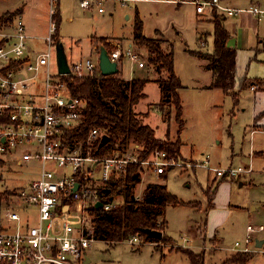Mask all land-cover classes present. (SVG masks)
<instances>
[{"label":"rangeland","instance_id":"374dc122","mask_svg":"<svg viewBox=\"0 0 264 264\" xmlns=\"http://www.w3.org/2000/svg\"><path fill=\"white\" fill-rule=\"evenodd\" d=\"M236 1L246 4L245 6L263 2H232ZM21 7H25L24 20L30 37L34 39L31 42L33 49L45 50L44 38L49 35L51 20L48 0H0V18ZM190 7L184 6L179 10L176 4L170 2L117 0L108 3L106 13L99 14L81 9L77 0L61 1L58 34L70 63L80 58H92L96 62L97 55L92 52L95 38L130 37L134 32L137 11L144 22L145 36L154 37L155 30L160 29L172 39L173 47H169L161 36L154 37L164 49L168 47L169 51L174 52L175 71L185 85L180 90L185 120V128L180 134L175 107L166 106L161 113L156 107L160 86L154 80L147 82V98L135 106L136 113L145 123L154 128L159 127V135L164 127L168 133V138L165 137L164 140L169 139L167 141L175 143L180 137L181 142L185 143L183 147L182 142V147L187 159L181 155L183 167L169 168L166 174L165 184L169 191L184 202L168 206L165 214L171 224L170 229L165 228V231L172 241L158 246L150 242L134 246L127 240L114 244L97 240L88 249L90 264H184L185 259L178 250H187L181 247L186 242L185 239L190 241L189 244L195 251L201 252L204 249L206 264H232L229 262L231 259H235L237 254H243L240 250L245 247L248 225H264V116L256 119L264 112V64L260 62L264 59V54L258 58L259 54L239 53L238 79L234 90L236 97L220 89L203 88L211 82V70L205 68L209 61L199 56V52L191 54L187 49H203L204 52L211 53L214 49L213 27L210 22L198 24ZM206 30L212 32V35L209 36L207 45L202 46L199 36ZM135 47L148 59L144 46L135 42ZM57 64L55 46L51 66L55 73L58 71ZM148 67L149 72L138 68L136 73L131 74V65L127 62L123 64L121 75L126 78L167 76L165 72L158 75L155 68ZM42 79L43 75L40 74L34 83L21 84L16 90L24 92L30 87L33 89L41 84ZM252 86L256 88L253 89ZM142 112H149V118ZM162 113L167 124L165 126L161 120ZM21 151L22 149L18 150L5 164L0 162V191L20 188L39 174L40 163H20ZM204 156L210 159L211 167L252 166L253 171L236 178L222 179L211 169L192 166L203 162L200 160ZM191 159L196 162L189 161ZM47 167L58 174L63 170L53 162L48 163ZM143 177L134 190V194H141L142 197L145 190L142 192L141 185L147 183L148 175ZM23 207L20 211L22 229L29 225L30 232L34 233L39 225L38 211L35 207ZM213 209L218 212V219L215 221L212 215L208 216ZM196 221L202 236L198 235ZM188 231L195 233L196 239ZM215 237L223 239L222 246ZM256 237L264 238V232L256 234ZM237 242L241 243V247L231 253ZM250 248L255 250V244H250ZM248 254L256 255L247 264H264L263 251ZM220 259L222 260L219 261Z\"/></svg>","mask_w":264,"mask_h":264},{"label":"built area","instance_id":"2783aa9c","mask_svg":"<svg viewBox=\"0 0 264 264\" xmlns=\"http://www.w3.org/2000/svg\"><path fill=\"white\" fill-rule=\"evenodd\" d=\"M62 0H48L50 6L49 35L44 38L46 49L32 50L31 37L22 16L17 15L10 23H0V161H7L22 149L21 162L40 163L39 175L28 184L13 189L8 200L0 201V264H89L88 249L96 241L91 210L98 201L103 202L101 210L110 211L119 200L104 202L100 189L112 180L121 179L130 165L142 166L143 176H160L172 167H183L181 161L166 151L156 150L147 159H141L143 146L133 143L123 156L91 157L81 153L79 148L71 149L63 144L67 130L78 127L83 121L84 103L71 95L65 81L66 76H95L100 72L99 64L92 58L69 64L68 74L51 70L58 30L56 16ZM81 9L104 14L107 5L117 0H77ZM176 3H191L197 13L218 16H236L248 12L259 17L264 10L257 6L238 9L220 0H174ZM109 56L117 62H128L133 69H146L145 55L126 47L122 41L109 45ZM43 75L42 93H32L31 87L24 92L16 87L34 83ZM253 89L256 87L253 86ZM100 130L91 131L87 144L91 147L99 138ZM53 162L63 169L59 174L47 167ZM194 167L211 169L221 178H236L252 173V167H211L206 158ZM84 171L86 182L77 179ZM79 188L74 191L75 184ZM140 184V183H139ZM138 184V185H139ZM137 185V186H138ZM137 200L142 195L135 194ZM35 207L38 211V229L30 232L29 225L22 229L21 209ZM264 232V225H248L243 253L263 251L264 243L257 246ZM140 246L143 240L134 236L127 240ZM255 244V250L250 244ZM241 247L237 242L234 249Z\"/></svg>","mask_w":264,"mask_h":264},{"label":"trees","instance_id":"16d2710c","mask_svg":"<svg viewBox=\"0 0 264 264\" xmlns=\"http://www.w3.org/2000/svg\"><path fill=\"white\" fill-rule=\"evenodd\" d=\"M17 15L18 12L7 13L0 18V23L8 24ZM55 19L58 30L54 38L58 43L61 42L58 34L61 22L60 8ZM213 24L214 49L212 53L199 52L197 54L208 59L207 67L213 71L214 78L209 88L220 89L224 93L236 97L234 90L238 79L237 51L227 45L230 33L225 28L220 16L216 15ZM134 39L139 46H144L147 49L148 65L155 68V71L160 75L163 72L167 74L166 77L158 78L161 89L159 106L162 111L166 106L175 107L178 134H180L185 128L180 97V90L184 87L175 71L174 52L164 49L155 38L144 35L143 21L140 17L136 22ZM102 44L109 49V44L105 39H102ZM63 80L71 95L81 99L84 103L83 121L78 127L65 131L63 139L65 146H69L71 149L79 148L85 156L101 158L123 156L133 143H138L143 146L141 159H147L154 151L162 150L181 161L182 142L180 137L175 143L167 141L169 139L158 138L156 130L145 124L142 117L135 111V106L146 98L144 90L148 82L147 79L125 80L119 74L104 76L99 72L95 76H66ZM261 116H264V112L256 119L258 120ZM94 129L100 130V136L89 147L87 139ZM104 135H107L110 141L101 146ZM0 162L4 163L2 160ZM141 173L142 166L130 165L127 173L121 179L112 180L100 189L99 194L104 202L119 200V204L110 211L97 208L91 210V214L95 216L93 225L96 241L102 240L114 244L134 236H140L143 242L172 241L166 234L164 217L168 206H177L184 202L171 194L164 183L148 184L142 199L137 200L134 190L141 183ZM76 176L81 182H86L84 171ZM12 193L13 191L9 190L0 191V201L8 200ZM149 229L162 231L164 235L161 239L153 238L147 233ZM184 252L188 256L189 264H206L205 252L197 253L190 249ZM252 258L253 256L248 253L237 254L236 258L229 262L247 264Z\"/></svg>","mask_w":264,"mask_h":264},{"label":"crops","instance_id":"0c3cea01","mask_svg":"<svg viewBox=\"0 0 264 264\" xmlns=\"http://www.w3.org/2000/svg\"><path fill=\"white\" fill-rule=\"evenodd\" d=\"M141 2L143 1V2H170V3H173V4H176L177 5V8H179V10H182V8L184 7V6H191L190 8H191V12H192V15H193V17L195 18V20H196V22L198 23V24H205V23H207V22H210L211 24H212V27H213V29L212 30H214V24H213V20L214 19H212L211 17H209L208 16V14H199V13H197V10H196V7H195V5H193V4H191V3H176V2H173L174 0H140ZM222 3H224V4H226V5H228V6H231V7H234V8H238V9H248V8H250V7H252V6H257V7H259L260 9H262V10H264V0H263V2H258V3H251V4H249V5H247V6H245L246 4H242V3H239L238 1H236V3H233L232 1L233 0H220ZM61 4V3H60ZM59 8H60V5H59ZM186 9V8H185ZM12 12H18V15H20V16H22L23 17V19H24V12H25V7H21V8H18V9H16V10H14V11H12ZM130 17H131V15H130ZM138 17H140V19L142 20V18H141V16H140V13H138L137 11H136V14H135V24H134V30H135V26H136V22H137V20H138ZM221 17V20L224 22V26H225V28L227 29V31L230 33V38H229V40H228V42H227V45L230 47V48H233V49H235L236 51H237V70H238V56H239V53L240 52H246V53H248L249 55L250 54H259V56H257L258 58L262 55V54H264V16H262V17H259V16H257V15H253V14H251V13H248V12H244V13H240V14H238V15H236V16H232V17H229V16H220ZM25 21V20H24ZM143 21V20H142ZM143 28H144V22H143ZM178 33H179V31H177ZM154 35L156 36V37H158V36H161L163 39H164V43H165V45H168L169 47H173V45H172V39H170L163 31H161L160 29H156L155 30V33H154ZM210 35H212V32H210L209 30H206L205 32H203V33H201L200 34V36H199V40H200V45H202V46H206L207 45V43H208V38H209V36ZM154 36V37H155ZM148 37V36H147ZM153 37V38H154ZM102 39H105V41L110 45V43H112L113 41H117V40H120V41H122V43L127 47H133V48H135L136 49V47H135V39H134V32L132 33V35H130V37H128V38H113V37H101V38H95L94 40H93V49H92V52H95L96 53V57H97V59H96V63H98L99 64V55H100V47L103 45L102 44ZM34 39H32L31 38V41H33ZM125 42V43H124ZM126 42L128 43V45H126ZM32 50H35V49H33V47H32ZM108 50V49H107ZM166 50L167 51H169L168 50V47L166 48ZM35 51H37V50H35ZM187 51H189L191 54H196V52H202V53H210V52H204L203 51V49H195V50H193V49H187ZM212 53V52H211ZM145 55V54H144ZM174 57H175V54H174ZM202 57V56H201ZM88 59V58H87ZM203 59H207V58H205V57H203ZM67 60H68V65L70 64V62H69V59H68V55H67ZM80 60H85V59H83V58H80V59H76V60H74V61H72V63H74V62H77V61H80ZM94 60V59H93ZM208 60V59H207ZM95 62V61H94ZM262 64H264V59L263 60H261L260 61ZM58 63V62H57ZM124 63H127V62H122V64H120V67H119V76L122 78V79H125V80H131V79H134V78H140V79H147L148 81H150V80H154L155 82H157L158 83V76L156 75V76H152V77H149V78H145V77H129V78H126V77H123L122 75H121V72H122V70H123V64ZM207 63V65H206V69L208 70L209 68L207 67L208 66V62H206ZM57 69H58V64H57ZM135 70H137L136 68L135 69H133L132 71H131V69H130V72H131V74H134V73H136V71ZM211 70V69H210ZM239 71V70H238ZM58 72H59V69H58ZM148 72H149V69H148ZM177 73V72H176ZM211 74H212V77H211V82L208 84V85H205L203 88H209V86L212 84V82H213V78H214V76H213V71L211 70ZM158 75H160V74H158ZM177 75H178V77L180 78V80H181V83H182V85H183V87H185V85L183 84V82H182V79H181V76L177 73ZM246 77V76H245ZM159 84V83H158ZM146 86H147V84H146ZM146 86H145V90H146ZM160 86V85H159ZM253 87V86H252ZM211 89V88H210ZM214 89H216V88H214ZM144 90V92H145V94H146V98H147V93H146V91ZM32 93H37V94H39V93H42L43 92V85H42V81H41V84L40 85H36L33 89H32V91H31ZM160 101H161V89H160V92H159V101L157 102V103H155L156 104V107L159 109V112L161 113V108L159 107V104H160ZM163 112V111H162ZM142 113H144V112H142ZM146 116H147V118H149V116H150V113L149 112H147V113H144ZM161 120H162V122H163V126H165V125H167L166 124V122H165V119H164V115H163V113L161 114ZM145 124H148V123H145ZM148 125H150V124H148ZM151 126V125H150ZM152 127V126H151ZM167 127V126H166ZM154 128V127H153ZM158 128L159 127H157V128H154L155 130H156V133H157V137L158 138H160V139H165V137L168 135V133L166 132V130H164V127H163V131H162V134L161 135H159L158 134ZM167 138V137H166ZM183 142V141H182ZM184 145H185V143L183 142V147H184ZM183 147L181 148V155H182V157H184V153H183ZM13 157V156H12ZM185 158V157H184ZM206 158H208V157H206V156H204V157H202V159L200 160V161H204ZM9 159V158H8ZM7 159V160H8ZM185 159H187V158H185ZM184 159V160H185ZM209 159V158H208ZM182 161V160H181ZM189 161H194V162H196L195 160H189ZM209 161H210V159H209ZM4 163L3 164H5L6 163V161H3ZM210 164H211V161H210ZM252 167V166H251ZM218 168V167H217ZM168 170L169 169H167V171L165 172V174L164 175H160V176H157V175H153V174H149L148 175V181H147V183L145 184H142L141 186V189H142V192L146 189V187H147V185L148 184H151V183H164L165 184V182H166V174H167V172H168ZM39 175V174H38ZM38 175L34 178V179H36L37 177H38ZM34 179H32V180H34ZM31 180V181H32ZM31 181H29V182H31ZM28 182V183H29ZM140 185V184H139ZM143 185H144V187H143ZM16 189V188H15ZM168 191H169V189H168ZM170 192V191H169ZM171 193V192H170ZM172 194V193H171ZM174 195V194H173ZM220 214V213H219ZM212 215V216H211ZM208 216L210 217H212V219H213V221H215L216 219H218V212H217V210H215V209H213V210H211L210 212H209V214H208ZM221 216H222V214H221ZM164 219H165V223H166V228L167 229H170V226H171V224L169 223V221L164 217ZM207 225H208V223H207ZM195 227H196V229L198 230V235L200 234V226H199V223L196 221V224H195ZM188 233H190V234H192V236H194V238L196 239V235H195V233H192L191 231H188ZM164 235V234H163ZM200 236H202V234H200ZM216 241H217V239H218V241L217 242H219L220 243V246H222V242H223V239L222 238H218V237H215L214 238ZM261 240H264V238H260V241ZM185 241L186 242H184V244H182V246L181 247H184V248H186V249H190V250H193V251H195L193 248H192V246L189 244V242L190 241H188V240H186L185 239ZM150 243H152V245H159V244H161L162 242H150ZM179 252H181L182 253V255L180 254V256L181 257H183L184 259H185V263L184 264H189V259H188V256H187V254H185V252L184 251H180V250H178ZM233 251H237V250H235L234 248H233V250H232V252L231 253H233ZM195 252H197V251H195ZM201 252H204V249H202V251ZM201 252H197V253H201ZM240 252V251H239ZM230 253V254H231ZM243 253V252H242ZM256 255V254H255ZM255 255H253V257L255 256ZM187 258H186V257ZM88 259H89V264L91 263V259H90V257H89V255H88ZM222 259H220L219 261H221ZM252 260V259H251Z\"/></svg>","mask_w":264,"mask_h":264},{"label":"water","instance_id":"95a60500","mask_svg":"<svg viewBox=\"0 0 264 264\" xmlns=\"http://www.w3.org/2000/svg\"><path fill=\"white\" fill-rule=\"evenodd\" d=\"M56 52H57V62H58L59 73L68 74L70 72V68L68 65L65 47L62 42H58L56 44ZM99 69H100L101 74L104 76H109V75H114V74L119 73V67H118L117 62L111 60L107 48L103 45L100 47ZM109 141H110V138L107 135H104L102 137L101 146L106 145ZM79 186L80 184L76 183L74 187V191H76L79 188ZM95 207L97 209H101L103 207V202L98 201L95 204ZM147 233L149 234V236L153 238L161 239L163 237L162 231L149 229L147 230ZM263 243H264V240L258 241L257 246L261 247ZM88 263H89V259H88Z\"/></svg>","mask_w":264,"mask_h":264}]
</instances>
